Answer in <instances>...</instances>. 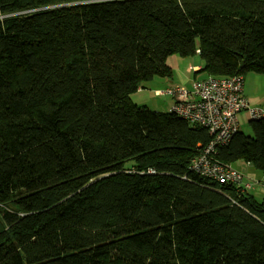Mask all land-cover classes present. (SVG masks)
I'll use <instances>...</instances> for the list:
<instances>
[{
    "label": "trees",
    "instance_id": "trees-1",
    "mask_svg": "<svg viewBox=\"0 0 264 264\" xmlns=\"http://www.w3.org/2000/svg\"><path fill=\"white\" fill-rule=\"evenodd\" d=\"M264 75V0H0V264H264V200L193 174L208 130L131 100L167 61ZM217 149L264 173V116Z\"/></svg>",
    "mask_w": 264,
    "mask_h": 264
},
{
    "label": "built area",
    "instance_id": "built-area-1",
    "mask_svg": "<svg viewBox=\"0 0 264 264\" xmlns=\"http://www.w3.org/2000/svg\"><path fill=\"white\" fill-rule=\"evenodd\" d=\"M164 94L175 97L170 112L190 124L207 129L211 137L208 145L192 159L190 171L220 185L240 188L242 193L250 190L251 184L245 183L241 172L216 159L217 149L228 144L240 131L242 115L248 122L264 116V110L253 107L244 96L243 77H209L196 81L191 90L177 87Z\"/></svg>",
    "mask_w": 264,
    "mask_h": 264
},
{
    "label": "rangeland",
    "instance_id": "rangeland-1",
    "mask_svg": "<svg viewBox=\"0 0 264 264\" xmlns=\"http://www.w3.org/2000/svg\"><path fill=\"white\" fill-rule=\"evenodd\" d=\"M190 58L196 59L197 63L202 65L201 68H204V63L198 53ZM188 64L189 63L186 64V67H188ZM160 80V78L156 77L152 82L149 81L150 83L146 86V88L148 89L150 96L149 101L144 106L154 111L168 112L171 107L169 102L166 101L167 99L165 97H161L160 95H155V90L161 89L162 85L161 87H156L153 85V82ZM244 93L245 97L249 101L250 99L256 101V107L264 110V75L255 72L246 73L244 78ZM240 132L246 136L253 135L245 115H242L241 117ZM232 167L238 169L244 176H246L245 183L249 182V184H251V188L247 191V193L254 196V199L257 202H262L264 200V173L243 160L236 161L233 163Z\"/></svg>",
    "mask_w": 264,
    "mask_h": 264
},
{
    "label": "crops",
    "instance_id": "crops-1",
    "mask_svg": "<svg viewBox=\"0 0 264 264\" xmlns=\"http://www.w3.org/2000/svg\"><path fill=\"white\" fill-rule=\"evenodd\" d=\"M187 63H189L188 67H186ZM167 65L170 69V74L168 76H156L157 78H160L161 80L153 82V85H155L156 87H161L162 85L161 89L155 90V95L156 96L160 95L161 97H165L167 99L166 101L169 102L170 107H172V105L174 104L175 97L164 94L165 92L171 89L177 88V87L191 90L193 88V84L196 81L205 80L210 77L208 72H206L203 67L201 68L202 65L197 63L196 59L194 58H190V57L182 58V57L174 55L168 59ZM190 67H192L193 70H190ZM156 77H154L150 82H152ZM150 82H147L144 85H142L137 90V92L131 95V100L134 104L143 106L149 101L150 95H149V91L146 88V86ZM244 96H245V93H244ZM250 102L253 107L257 106L255 100L250 99Z\"/></svg>",
    "mask_w": 264,
    "mask_h": 264
}]
</instances>
